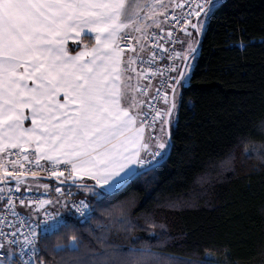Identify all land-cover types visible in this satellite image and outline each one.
Returning a JSON list of instances; mask_svg holds the SVG:
<instances>
[{
    "label": "snow or ice",
    "instance_id": "snow-or-ice-1",
    "mask_svg": "<svg viewBox=\"0 0 264 264\" xmlns=\"http://www.w3.org/2000/svg\"><path fill=\"white\" fill-rule=\"evenodd\" d=\"M221 7V0H0V264H50L45 257L56 252L72 254L66 264H174L147 241L125 250L73 235L49 250L46 235L87 205L39 182L55 178L112 199L166 161L202 37ZM61 201L66 211L52 213ZM121 203L124 223L134 226L131 206ZM155 226L145 214L148 239L159 236Z\"/></svg>",
    "mask_w": 264,
    "mask_h": 264
},
{
    "label": "trees",
    "instance_id": "trees-1",
    "mask_svg": "<svg viewBox=\"0 0 264 264\" xmlns=\"http://www.w3.org/2000/svg\"><path fill=\"white\" fill-rule=\"evenodd\" d=\"M221 5L202 37L194 87L172 128L166 161L112 199L78 190L87 197L90 217H66L46 235L49 250L83 235L85 243L102 237L105 245L125 250L147 241L164 254L161 261L173 257L174 264H264V0ZM249 38L256 42L235 46ZM121 202L131 206L134 226L124 223ZM145 214L155 219L158 237L148 239ZM71 256L45 258L66 264Z\"/></svg>",
    "mask_w": 264,
    "mask_h": 264
},
{
    "label": "built area",
    "instance_id": "built-area-1",
    "mask_svg": "<svg viewBox=\"0 0 264 264\" xmlns=\"http://www.w3.org/2000/svg\"><path fill=\"white\" fill-rule=\"evenodd\" d=\"M177 11H179V10H177ZM175 35H176L178 38H180V34H179V33H176ZM160 42H163V41H160ZM150 47H151V45L149 44V48H150ZM177 50H178V48H177ZM169 54H171V53H169ZM153 83H154V82H153ZM55 187H61V188H62V191H63L64 193H67L69 190H71V192L73 193L72 199H77V200L82 199V200H84L85 204L87 205V208L85 209V212H84L83 214H77V215L75 216V218H77L78 220L84 221V220H87V219L90 217V214H91V208H90V205H89L87 199H85V197L80 196V195H77V193H76V191L74 190V188H73L71 185H69V184H58V185H54V186H53V188H55ZM40 191H41L42 193L45 192V191H43V190H40ZM57 197H58V195L54 193L53 196L51 197V199H52V198H57ZM33 198H36V197L34 196ZM45 198H48V197L46 196ZM50 211H51V209H50ZM51 212H52V211H51Z\"/></svg>",
    "mask_w": 264,
    "mask_h": 264
},
{
    "label": "crops",
    "instance_id": "crops-1",
    "mask_svg": "<svg viewBox=\"0 0 264 264\" xmlns=\"http://www.w3.org/2000/svg\"><path fill=\"white\" fill-rule=\"evenodd\" d=\"M133 2H139V3H141V4H143V3H145L146 2V0H133ZM147 2H151V0H147ZM141 11L143 12V11H147V9H141ZM180 38H182L181 36H180ZM71 43V42H70ZM178 50H179V48H178ZM135 167H137V168H140V166L139 165H136ZM88 181H90V182H92L91 181V179L90 178H84V183H86V182H88ZM65 184H69V185H71V183L69 182V183H65ZM51 186H53V185H51ZM98 186H100V185H98ZM101 187V186H100ZM74 188H76V187H74ZM96 189V188H95ZM41 190V189H40ZM43 191H45V189H42ZM78 190H80V189H75V191L77 192ZM84 190V189H83ZM87 191V190H86ZM58 198V197H57ZM57 198H52L53 200H55V199H57ZM62 204H63V201H61V203L60 204H54L50 209H51V211H52V213H60V212H65L66 211V209L65 208H63L62 207Z\"/></svg>",
    "mask_w": 264,
    "mask_h": 264
},
{
    "label": "rangeland",
    "instance_id": "rangeland-1",
    "mask_svg": "<svg viewBox=\"0 0 264 264\" xmlns=\"http://www.w3.org/2000/svg\"><path fill=\"white\" fill-rule=\"evenodd\" d=\"M39 183H40V184H45V183H47V184H50V185H51L50 181H48L47 179H44V180L40 181ZM53 185H58V184H57V183H54ZM40 189L42 190L43 188L41 187ZM75 189H77V187H76ZM78 189H79V188H78ZM79 191H84V192H86V193H93V192H91V191H86V190H83V189H80Z\"/></svg>",
    "mask_w": 264,
    "mask_h": 264
},
{
    "label": "water",
    "instance_id": "water-1",
    "mask_svg": "<svg viewBox=\"0 0 264 264\" xmlns=\"http://www.w3.org/2000/svg\"><path fill=\"white\" fill-rule=\"evenodd\" d=\"M55 182H57L55 179H54ZM58 183V182H57Z\"/></svg>",
    "mask_w": 264,
    "mask_h": 264
}]
</instances>
